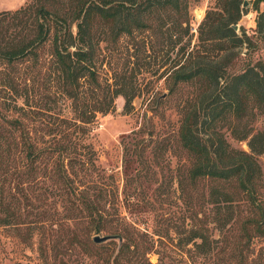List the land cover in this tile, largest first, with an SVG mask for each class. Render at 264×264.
I'll return each instance as SVG.
<instances>
[{
	"label": "trees",
	"instance_id": "16d2710c",
	"mask_svg": "<svg viewBox=\"0 0 264 264\" xmlns=\"http://www.w3.org/2000/svg\"><path fill=\"white\" fill-rule=\"evenodd\" d=\"M191 1L30 0L0 11V66L31 74L0 84L14 100L0 96V226L23 242L37 236L46 264H264V246H255L264 238V132L253 125L264 114V0L252 2L251 31L233 28L243 0H216L196 32ZM122 38L165 51L160 78L170 96L181 95L171 133L140 126L122 136L120 188L97 163L90 124L119 95L132 108L128 65L110 67L103 52ZM136 58L129 54V65ZM167 142L184 153L177 211L160 184L136 192L140 167L163 157ZM145 214L151 226L140 225ZM95 235L121 242L95 243Z\"/></svg>",
	"mask_w": 264,
	"mask_h": 264
},
{
	"label": "rangeland",
	"instance_id": "374dc122",
	"mask_svg": "<svg viewBox=\"0 0 264 264\" xmlns=\"http://www.w3.org/2000/svg\"><path fill=\"white\" fill-rule=\"evenodd\" d=\"M30 0H24V3L17 4L19 0H0V11L15 10ZM248 5L244 7L245 12L242 14L238 21L239 26L245 27L248 31H251L255 27L256 12L252 9L253 0H247ZM216 0H197L190 2V13L192 16L191 24L193 31L196 32L198 23L203 18L206 9L213 7ZM260 8L264 9V3L260 4ZM131 41L127 38L120 39L117 43H110L106 45L103 50L106 55V60L114 67L125 61L127 67H123L126 70L127 75H131L134 80L133 86L136 88L132 108L130 111L124 108V98L119 95L115 99V108L106 113L98 114L96 120L90 124V141L93 144L97 152V163L114 174L120 188L122 187V170H121V157H122V145L121 138L127 135L130 131L137 129L138 127L148 129H155V133L159 135H168L173 130L177 116L175 114V105L181 94L170 96L168 89L166 88L163 78H160L159 65L162 64L165 59V51L160 50L157 47L155 52H145L142 45H136L132 47ZM132 47L133 49H129ZM164 48V47H163ZM136 53L137 58L135 63L129 65V54ZM261 55V53H259ZM133 59V58H132ZM1 65V64H0ZM30 65V64H28ZM20 66L19 73H16L14 68L10 66H0V84L4 82H13L12 79L18 81L25 76V74L31 80V74L28 73L29 67L22 69ZM25 66V65H24ZM107 64V69H110ZM4 68V69H3ZM4 70V71H2ZM111 73V70H109ZM137 79V83L135 81ZM7 88H0V96L8 99L7 103H14L12 100V93ZM157 98L160 101L158 106L150 105L149 99ZM14 99V98H13ZM18 103H22L21 97L15 98ZM34 99V100H33ZM31 98L30 102L34 105H42L39 97ZM62 102V101H61ZM60 101L56 104L55 109H59L61 106ZM53 107V104H52ZM152 107V108H151ZM55 110V111H56ZM152 110V111H151ZM255 130L264 132V114L258 116L253 123ZM229 142L237 148L248 150L246 141H236L231 138L226 132ZM156 136V137H158ZM167 151L164 156L153 158L148 157L147 164H150L148 168L140 167L141 179L138 182L137 194L143 196L152 192V187L157 184L161 186V192H169L171 195L170 207L172 210L177 211L180 207H185L184 199H178V192L176 190V177L180 171L183 170L182 163L184 153L176 147L175 143L167 142ZM158 151V150H157ZM257 159L262 171V199L264 200V154L257 155ZM156 161V162H155ZM151 183V188L148 187ZM163 203V204H162ZM162 207H167V204L161 202ZM142 220L140 225L142 227L151 226L148 214L141 216ZM14 232L8 227L0 226V264H46L38 252L37 236L31 241L23 242L19 237L13 234ZM264 246V238H261L255 242V246ZM149 259L152 262H157V255L150 253Z\"/></svg>",
	"mask_w": 264,
	"mask_h": 264
},
{
	"label": "water",
	"instance_id": "95a60500",
	"mask_svg": "<svg viewBox=\"0 0 264 264\" xmlns=\"http://www.w3.org/2000/svg\"><path fill=\"white\" fill-rule=\"evenodd\" d=\"M247 5H248V1L247 0H243L242 8L247 7ZM233 28L235 30H237L239 28V25H237V24L233 25ZM112 239H117L119 242H121V237L117 236V235H95L93 237V241L95 243H99V244L105 243V242H107L109 240H112Z\"/></svg>",
	"mask_w": 264,
	"mask_h": 264
},
{
	"label": "crops",
	"instance_id": "0c3cea01",
	"mask_svg": "<svg viewBox=\"0 0 264 264\" xmlns=\"http://www.w3.org/2000/svg\"><path fill=\"white\" fill-rule=\"evenodd\" d=\"M22 3H24V0H19L17 4H22Z\"/></svg>",
	"mask_w": 264,
	"mask_h": 264
}]
</instances>
